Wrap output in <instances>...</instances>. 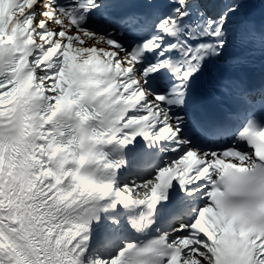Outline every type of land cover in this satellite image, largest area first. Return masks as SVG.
<instances>
[{
    "label": "snow or ice",
    "instance_id": "obj_1",
    "mask_svg": "<svg viewBox=\"0 0 264 264\" xmlns=\"http://www.w3.org/2000/svg\"><path fill=\"white\" fill-rule=\"evenodd\" d=\"M122 2L94 29L97 0H0V264H83L97 203L140 209L141 231L174 182L199 194L190 222L89 264H125L146 243L162 250L157 264H264L247 203L264 192V83L239 72L264 55V26L245 0ZM137 138L164 142L170 158L115 187L123 160L105 149ZM53 148L70 153L62 177ZM85 170L94 187L82 190L72 176Z\"/></svg>",
    "mask_w": 264,
    "mask_h": 264
},
{
    "label": "clouds",
    "instance_id": "obj_2",
    "mask_svg": "<svg viewBox=\"0 0 264 264\" xmlns=\"http://www.w3.org/2000/svg\"><path fill=\"white\" fill-rule=\"evenodd\" d=\"M79 143L83 144V139H81ZM52 154L53 156H57V154H59L57 156L58 163L55 175H57L58 177H62L63 172L60 170L59 164L67 160L70 153L67 148H53ZM88 159H91V153L88 151L81 152L79 163H83ZM32 167H34V165L30 160L22 164V166L17 169V171L19 172V179H27L31 173ZM93 175L94 170H85L83 174L74 173L72 176V184L73 186L82 190L92 188L94 187V185L91 183V177ZM247 203L258 213L257 216L249 218V226L254 230H258L257 226H259L260 228H264V192L253 194L250 198H248ZM143 247L146 249V251L141 252L139 249H137L135 252H133L132 258L125 261V264H157V261L159 259L157 253L161 252L162 250L154 245H151L150 243H146ZM153 248L155 249V251L147 250Z\"/></svg>",
    "mask_w": 264,
    "mask_h": 264
},
{
    "label": "bare ground",
    "instance_id": "obj_3",
    "mask_svg": "<svg viewBox=\"0 0 264 264\" xmlns=\"http://www.w3.org/2000/svg\"><path fill=\"white\" fill-rule=\"evenodd\" d=\"M167 145L163 148V150H164V153L167 155V159H169L170 158V153L167 151ZM90 235V231L88 230V233H87V236H89ZM109 258H111V256H105L104 258H102V260H107V259H109ZM86 264H89V261L88 262H86Z\"/></svg>",
    "mask_w": 264,
    "mask_h": 264
}]
</instances>
